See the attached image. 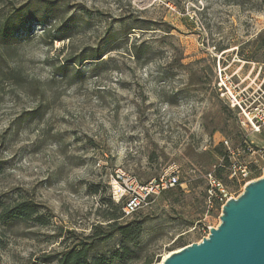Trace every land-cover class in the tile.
<instances>
[{"label": "rangeland", "instance_id": "1", "mask_svg": "<svg viewBox=\"0 0 264 264\" xmlns=\"http://www.w3.org/2000/svg\"><path fill=\"white\" fill-rule=\"evenodd\" d=\"M41 1L51 2L55 19L33 25L0 62V204L23 193L50 210L53 225L5 232L0 264H35L60 249L57 228L88 232L97 185L111 196L113 187L121 193L170 168L178 188L136 212L147 219L141 243L154 264L178 250L179 237L199 243L246 183L229 177L219 187L226 201L206 193L215 186L207 152L222 145L250 180L264 175V51L252 45L264 32V0H0V15ZM138 21L150 30L133 31L127 45L117 35L104 65L86 60L75 76L67 60L105 49L108 35ZM133 44L149 47V62L134 59Z\"/></svg>", "mask_w": 264, "mask_h": 264}, {"label": "trees", "instance_id": "2", "mask_svg": "<svg viewBox=\"0 0 264 264\" xmlns=\"http://www.w3.org/2000/svg\"><path fill=\"white\" fill-rule=\"evenodd\" d=\"M52 11L51 2L41 1L40 4L34 7L29 5L13 7L5 14L0 15V62H6V56H9V51L15 45L22 42V34L24 39L31 34L33 25L43 27L49 25L55 19L51 15ZM136 23H139V25L133 24L127 26L126 24H122L123 27L118 34L108 35L105 49L102 50V47L94 49L88 55H79L67 60L66 63H73L75 69L86 60L94 61L97 68L99 65H104L105 63L102 58L110 51L118 49L117 45H115L117 35L126 36L127 45V36L130 33H133L135 30H150L152 26L148 21H138ZM67 28H69L68 25ZM42 30L45 35L50 36L49 31H46L45 28ZM53 40L60 41L61 37L52 38L51 41ZM252 45H255L257 53L264 51V32L256 37ZM223 50L219 49L218 52ZM130 52L136 61H140L143 64H146L150 60L149 47L143 44H133L130 47ZM245 61L249 60L245 59ZM66 69V65L58 68L62 76H68V70ZM1 71L0 68V73L2 74ZM80 73L78 69L74 71L76 77ZM8 74L12 73H3V76L15 78L12 77L13 75ZM237 139L241 152L249 154L252 149L248 147L245 140L241 138L239 140V137ZM223 148L221 145L207 152L213 169L206 173V176L207 178L211 177V182L215 186L212 187L210 184V187H206L205 190L206 193L212 190L217 200L222 199L219 187L224 185L229 178L231 166L234 163L226 149ZM153 178L156 179L157 177ZM148 182L141 185H145ZM99 187L100 185H97L96 189L92 191L94 195L98 196L97 206L94 209L97 220L91 224L88 232L78 233L63 228L55 229L56 231L52 235V239L56 240V242L58 241L60 249L42 253L36 259L37 262L35 264H154L158 262V258H155V255L148 251V241L144 244L141 243L147 222L146 218H142L136 213L140 210L141 204L126 216L124 208L127 204V198L115 202L111 196L105 197L104 194L99 193ZM172 190L174 189L165 190L163 193L171 192ZM176 190L178 191L179 189ZM148 201L149 198L147 199ZM51 217L52 213L46 207L27 198L23 193H18L16 200L0 204V236L5 232H11L18 228H23L24 230L51 228L53 225ZM187 245L188 243L181 237L173 242V248L176 249Z\"/></svg>", "mask_w": 264, "mask_h": 264}, {"label": "water", "instance_id": "3", "mask_svg": "<svg viewBox=\"0 0 264 264\" xmlns=\"http://www.w3.org/2000/svg\"><path fill=\"white\" fill-rule=\"evenodd\" d=\"M160 264H264V175L221 208L207 237L169 253Z\"/></svg>", "mask_w": 264, "mask_h": 264}, {"label": "built area", "instance_id": "4", "mask_svg": "<svg viewBox=\"0 0 264 264\" xmlns=\"http://www.w3.org/2000/svg\"><path fill=\"white\" fill-rule=\"evenodd\" d=\"M224 145L227 146V141H224ZM249 176H250V171H247V168L245 166L241 167L240 165H237V163L235 162L232 163L231 173L229 176L230 178L245 180L246 181L245 185H246L247 183L253 181L250 180ZM209 178L211 179V177ZM177 184H178L177 173L176 171L172 170V168H170L164 171L156 179H152L145 185H139L138 187L134 185L132 187L123 184V190L121 193L119 190L116 189V187H113L111 191V198L114 201L118 202L123 195L127 197V204L126 207L124 208V214L128 216L137 207H139L140 203L145 201L147 198L152 196H157L165 190L174 188ZM136 189H138V192L136 191ZM222 196L225 199L224 201H226L227 199L226 195H222ZM223 198L222 199L220 198L219 201H223Z\"/></svg>", "mask_w": 264, "mask_h": 264}, {"label": "bare ground", "instance_id": "5", "mask_svg": "<svg viewBox=\"0 0 264 264\" xmlns=\"http://www.w3.org/2000/svg\"><path fill=\"white\" fill-rule=\"evenodd\" d=\"M166 256H167V255H166ZM166 256H165L164 258H166ZM164 258H163V259H164Z\"/></svg>", "mask_w": 264, "mask_h": 264}]
</instances>
